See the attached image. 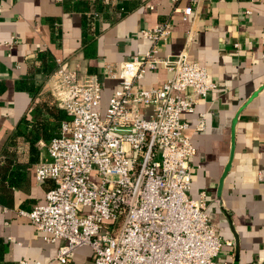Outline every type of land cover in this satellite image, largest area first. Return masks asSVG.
Wrapping results in <instances>:
<instances>
[{
	"label": "crops",
	"instance_id": "1",
	"mask_svg": "<svg viewBox=\"0 0 264 264\" xmlns=\"http://www.w3.org/2000/svg\"><path fill=\"white\" fill-rule=\"evenodd\" d=\"M165 21L171 34L159 56L186 52L216 84L181 115L195 148L188 197L205 194L210 223L233 244L216 260L264 264V0H0V264L56 256L59 243H46L17 212L44 204L53 187L36 183L35 167L68 120L47 90L57 60L97 75L106 106L118 82L105 66L147 51L140 31ZM169 75L148 70L138 86L157 87Z\"/></svg>",
	"mask_w": 264,
	"mask_h": 264
},
{
	"label": "built area",
	"instance_id": "2",
	"mask_svg": "<svg viewBox=\"0 0 264 264\" xmlns=\"http://www.w3.org/2000/svg\"><path fill=\"white\" fill-rule=\"evenodd\" d=\"M191 12L187 7L182 14ZM139 34L150 42L147 51L105 66V76L118 82L106 106L97 75L57 60L47 90L68 120L50 140L48 160L35 167L36 183L53 187L44 204L17 214L46 243H59L56 264H70L81 247L91 251L92 264H232L216 260L233 244L210 223L205 194L188 197L195 148L181 120L216 84L186 52L159 56L170 22ZM158 67L170 74L162 84L138 86ZM140 107L150 114L142 116ZM202 129L203 116L196 130Z\"/></svg>",
	"mask_w": 264,
	"mask_h": 264
},
{
	"label": "rangeland",
	"instance_id": "3",
	"mask_svg": "<svg viewBox=\"0 0 264 264\" xmlns=\"http://www.w3.org/2000/svg\"><path fill=\"white\" fill-rule=\"evenodd\" d=\"M86 253L80 254L79 258H76V260H72L73 262H76L77 264H92L91 261V251L89 253V250H85Z\"/></svg>",
	"mask_w": 264,
	"mask_h": 264
}]
</instances>
